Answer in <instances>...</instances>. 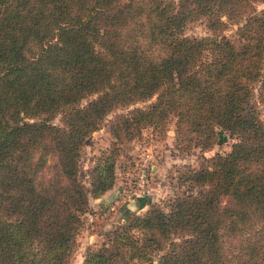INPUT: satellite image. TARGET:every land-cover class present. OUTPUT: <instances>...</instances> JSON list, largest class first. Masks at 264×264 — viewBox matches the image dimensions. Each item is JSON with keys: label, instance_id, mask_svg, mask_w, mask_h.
Here are the masks:
<instances>
[{"label": "trees", "instance_id": "obj_1", "mask_svg": "<svg viewBox=\"0 0 264 264\" xmlns=\"http://www.w3.org/2000/svg\"><path fill=\"white\" fill-rule=\"evenodd\" d=\"M255 1L0 0V264H68L88 194L114 183L119 145L146 126L163 132L170 116L182 150L211 148L217 128L238 138L179 171L178 184L197 193L140 199L143 212L121 216L82 264H264V7ZM195 20L207 34L184 33ZM118 107L87 186L82 143Z\"/></svg>", "mask_w": 264, "mask_h": 264}, {"label": "rangeland", "instance_id": "obj_2", "mask_svg": "<svg viewBox=\"0 0 264 264\" xmlns=\"http://www.w3.org/2000/svg\"><path fill=\"white\" fill-rule=\"evenodd\" d=\"M254 5L257 9L264 7V0L255 1ZM235 27L228 24L224 33L234 37ZM184 33L199 36L207 34L208 29L203 21L195 20L187 25ZM257 90V84H254L255 96ZM87 98H83L81 103L87 101ZM153 98L135 105H145ZM257 108L264 120V104L257 101ZM125 110V107H118L108 112L100 126L85 137L80 150L78 175L87 186L89 170L95 157L107 149L112 140L109 124L115 113ZM53 121L59 123L58 116ZM174 121L173 116L168 117L163 132L146 126L139 134L119 145L114 166V183L98 197L88 194L89 209L81 215L82 225L76 235L68 264H82L85 248L98 246L105 241V232L113 228L121 220V216L133 210L137 213L143 212L147 204H143L140 199L164 204L175 193H197V188L190 189L188 184H178L176 176L179 171L187 167L197 168L211 154L228 151L231 143L238 138L237 135L217 128L216 141L211 148L202 150L192 147L182 150L175 144Z\"/></svg>", "mask_w": 264, "mask_h": 264}]
</instances>
